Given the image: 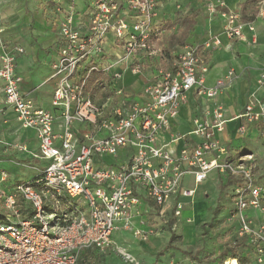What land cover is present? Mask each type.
<instances>
[{
  "label": "built area",
  "instance_id": "obj_1",
  "mask_svg": "<svg viewBox=\"0 0 264 264\" xmlns=\"http://www.w3.org/2000/svg\"><path fill=\"white\" fill-rule=\"evenodd\" d=\"M54 1L56 10L64 13L62 45L50 77L56 81L52 103L62 108L64 119L59 133L54 129L53 112L36 106L22 91L16 67L24 48L5 40L0 21V79L6 101L24 126L36 130V157L47 161L33 179L11 190L0 187V264H97L85 260L84 254L106 253L120 228L147 240L155 230L137 228L135 218L144 212L167 217L174 198L172 217H181L186 203L179 197H193L212 171L234 181L231 202L240 233L249 235L250 251L263 262L264 184L257 179L254 153H234L219 139L218 133L226 127L224 106L216 102L205 118L194 120L192 133L199 139L194 144L186 142L177 150L161 141L189 91L195 89L212 100L219 94L222 80L213 87L205 85L208 64L200 45H186L174 70L157 68L158 74L144 89L146 102L130 101L118 89L114 104H102L89 85L92 73L111 70V65L93 60L103 56L110 35L123 47L118 61L132 58L134 73H141L151 59L164 56L154 42L153 19L159 0H94L86 33L74 23L73 6L64 8L61 0ZM218 1L223 7L224 2ZM207 6L215 12L211 0ZM221 14L231 38L245 39L246 25L254 29L241 11L224 9ZM259 16L264 17V0ZM252 41H257L255 36ZM219 42L216 38L213 43ZM211 45L207 42L204 47ZM239 117L264 125V99H250ZM76 121L86 126L80 136L73 127ZM238 131L245 134L247 123ZM179 138L174 135V141ZM187 175L193 176L194 187H184ZM8 178V172L0 169V185ZM251 209L262 213L257 223L248 215Z\"/></svg>",
  "mask_w": 264,
  "mask_h": 264
},
{
  "label": "crops",
  "instance_id": "obj_2",
  "mask_svg": "<svg viewBox=\"0 0 264 264\" xmlns=\"http://www.w3.org/2000/svg\"><path fill=\"white\" fill-rule=\"evenodd\" d=\"M93 1L61 0L64 8L73 6L74 23L85 33L89 31ZM211 1L216 6L215 12L209 10L208 0H159L153 19L154 42L162 47L164 56L160 59H151L141 73L132 71L134 63L132 58L118 61L123 53V47L113 35H110L103 56H95L93 60L100 65H111V70L108 73H92L89 90L91 91V86L95 84L99 87L97 83L100 80H102L101 84L111 80L113 90L106 104H114L117 101L118 89H122L130 101L146 102L144 89L158 74L157 68L163 66L174 70L179 54L186 45H200L208 64V71L204 75L205 85L213 87L219 79L222 80L219 94L212 100L199 95L195 89L189 91L179 115L172 121L171 129L162 135L161 141L177 150L186 142L194 144L199 141L192 133L194 120L205 118L208 109H212L216 102L221 103L225 108L226 127L224 131L218 133L219 139L234 153L253 152L257 158V174L260 177L264 175L262 163L264 125L245 122L239 116L250 99H264L262 80L264 17L259 16L262 0H221L224 2L223 7L217 4L218 0ZM56 9L54 0H0V21L5 27L4 38L11 45L24 48V52L17 57L16 67V73L21 77V89L33 99L36 106L53 112L54 129L59 133L64 119L62 108L52 103L56 81L50 77L53 73V63L58 59L62 45L60 21L64 13H59ZM224 9L241 11L244 21L251 22L254 29L251 30L249 25L245 26V39L231 38L226 33L225 18L221 14ZM254 36L256 42L252 41ZM216 38L220 42L214 44ZM207 42L212 43L211 47H204ZM82 73L83 68L79 70V75H83ZM115 73H120V76L115 77ZM3 84V80L0 79V158H2L0 163H9L12 167L8 168L11 172L8 180L2 182L0 187L11 190L16 184L29 181L38 174V169L19 171V161H31L34 169L45 167L47 161L36 157L39 152L38 134L35 129L24 126L18 119L15 110L6 101ZM243 123H247V131L244 135L238 131ZM73 127L77 136H80L86 128L78 121ZM174 135L180 138L174 141ZM23 173H26L25 179L22 177ZM231 183L229 176L212 171L208 178L200 183L198 188L196 187L193 197L180 196L179 199L186 203L185 207L192 202L196 205L192 217L200 222L209 218L208 210L217 205L223 187H226L225 189L228 190L226 193L230 194L233 187ZM183 185L185 188L195 186L193 176L187 175ZM231 195H228L230 200L226 197L229 207ZM176 201L177 199L174 198L168 205L169 218H172V209ZM188 209L192 210L189 207ZM230 210H232V202L230 209L224 208L223 212L227 215ZM182 214L184 215V212ZM248 215L256 223L262 218L259 210L251 209ZM134 225L141 229L153 228L155 231L147 240H141L134 236L132 230L120 228L113 233L111 247H124L132 251L140 260H145L147 264H156L158 253L162 251V242L170 240V235L166 232L168 231L166 222L156 214L144 212L142 216L135 218ZM185 229H187L185 238L189 236L188 239H193L194 228ZM249 250L245 251L246 257ZM91 255H94V252H91ZM249 259L250 264H264V261L259 262L253 255ZM109 260L113 264L122 263L117 255L113 254Z\"/></svg>",
  "mask_w": 264,
  "mask_h": 264
},
{
  "label": "rangeland",
  "instance_id": "obj_3",
  "mask_svg": "<svg viewBox=\"0 0 264 264\" xmlns=\"http://www.w3.org/2000/svg\"><path fill=\"white\" fill-rule=\"evenodd\" d=\"M101 82L102 80L97 83L99 87L95 84L92 85L90 89L98 102L105 103L106 100H109L108 97L112 93L113 84L111 80L107 81L105 84H101ZM19 162V171L24 170L26 172L28 169H38L37 171L39 172L42 169L41 167L34 169V164L29 160ZM262 163L264 164V161H262ZM9 167H12L9 163H0V168H4L8 174L10 172L8 169ZM22 177L25 179L26 173H23ZM257 179L260 183L264 184V175L259 177L257 174ZM233 183L234 181L232 180L231 184L233 185ZM192 187H194V185ZM225 188L226 187L222 188L223 191L219 196L217 205L212 206V208L208 210L210 216L206 220L197 222L194 217H192L196 207L195 204L193 205V202L191 205H187V207L184 208L183 216L179 218L163 217L167 224L168 229L166 230L168 231L166 232L170 235V240H164L162 242L161 249L163 254L158 258L156 264H228L227 262L230 258L237 259L238 264H250V259L248 262L239 260L240 257L245 256L244 254L247 249H253V247L250 246L249 235H241L240 221L234 216L233 210H230L227 215L223 212L224 208L230 209L231 207V201L229 207V202L228 204L226 203V197L231 195L232 188L230 194L226 193L228 190ZM228 200H230L229 197ZM188 207L192 210H189ZM156 215L158 216V214ZM189 227L194 228V236L191 240L187 238L189 236L185 238L187 233V229L185 228ZM125 251L131 253L135 260H130ZM184 251L190 254L184 253ZM112 254L117 255L122 262L121 264H147L145 260H140L132 251L117 246L110 247L107 249V252L103 254L95 251L94 255H91V252H87L84 254V259L91 263L94 261L97 264H113L109 260ZM247 254L249 258L253 255L254 258L257 259L253 251L249 250ZM236 255L238 258L235 257Z\"/></svg>",
  "mask_w": 264,
  "mask_h": 264
},
{
  "label": "bare ground",
  "instance_id": "obj_4",
  "mask_svg": "<svg viewBox=\"0 0 264 264\" xmlns=\"http://www.w3.org/2000/svg\"><path fill=\"white\" fill-rule=\"evenodd\" d=\"M125 252H126L127 257H128L130 260H135L134 257H133V255H132L131 253H129V252H127V251H125ZM227 263H228V264H238V261H237V259H235V258H230V259L228 260Z\"/></svg>",
  "mask_w": 264,
  "mask_h": 264
},
{
  "label": "trees",
  "instance_id": "obj_5",
  "mask_svg": "<svg viewBox=\"0 0 264 264\" xmlns=\"http://www.w3.org/2000/svg\"><path fill=\"white\" fill-rule=\"evenodd\" d=\"M168 247H169V245H168ZM184 253H188V254H190L189 252H187V251H184ZM163 254V252L162 251H160L159 253H158V258L161 256ZM235 257H237L238 258V256L236 255ZM239 260L240 261H249V257L247 256H244V257H240L239 258Z\"/></svg>",
  "mask_w": 264,
  "mask_h": 264
}]
</instances>
